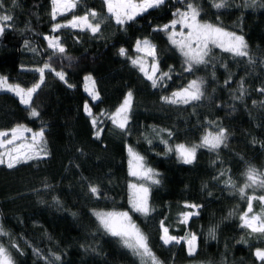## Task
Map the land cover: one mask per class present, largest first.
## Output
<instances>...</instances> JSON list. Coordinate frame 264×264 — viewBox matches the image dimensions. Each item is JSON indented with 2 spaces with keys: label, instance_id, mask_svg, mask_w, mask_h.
I'll list each match as a JSON object with an SVG mask.
<instances>
[{
  "label": "trees",
  "instance_id": "16d2710c",
  "mask_svg": "<svg viewBox=\"0 0 264 264\" xmlns=\"http://www.w3.org/2000/svg\"><path fill=\"white\" fill-rule=\"evenodd\" d=\"M195 3L202 22L244 36L252 63L211 46L206 65L185 71L184 57L168 34L154 31L177 19V9L185 10L181 0H165L123 26L109 16L103 0H81L73 12L55 20L51 0H4L0 13L10 12L13 20L0 35V77L31 87L40 80L36 69L45 63L65 73L62 81L55 71L45 70L33 96L38 117H32L15 94L0 89V131L17 125L33 132L43 128L48 152L13 168L0 164V215L8 233L0 236V243L10 248L15 264H140L119 238L102 228L94 215L101 210L129 211L162 264H264L255 256L257 248L264 249V237L241 226L248 202L238 191L247 183L250 167L264 173V93L259 91L264 88V0L254 5L251 0H227L221 9L213 7V0ZM89 10L103 17L95 35L78 28L53 31L57 23ZM45 37L58 38L65 52L54 55ZM143 39L156 45L159 69L171 77L156 88L131 63L138 55L136 41ZM120 48L127 55L121 56ZM87 75L94 78L99 100L85 90ZM191 80L204 82L200 101L163 102V96ZM241 81L245 92L236 99ZM129 91L134 96L129 131L121 132L108 116ZM86 103L103 129L99 139ZM220 128L230 133L226 146L200 148L191 164L168 151L177 144L192 145ZM129 146L148 168L160 172V183H150L148 216L133 211L129 202ZM89 185L99 187V197ZM246 194L259 197L264 188H248ZM193 211L198 214L181 223L182 213ZM253 213L264 216V202L253 200ZM161 221L170 235L182 238L180 244H163ZM191 234L197 237L194 256L188 255L183 239Z\"/></svg>",
  "mask_w": 264,
  "mask_h": 264
},
{
  "label": "snow or ice",
  "instance_id": "6c2138e0",
  "mask_svg": "<svg viewBox=\"0 0 264 264\" xmlns=\"http://www.w3.org/2000/svg\"><path fill=\"white\" fill-rule=\"evenodd\" d=\"M15 4V0H12ZM81 0H51L52 9L51 16L55 20L57 16H63L67 13L73 12L77 8ZM185 3V10L177 9L174 16L178 17L173 19L170 24H165L162 27L154 29V31H163L168 34L170 43L175 46L181 55L184 57L186 65L185 71H193L196 65H206L211 52L210 46H215L225 52L231 53L234 57H247L249 63L253 60L249 55L248 44L243 35L235 32L228 31L222 26L214 25L210 22H202L199 17L201 15V8L195 0H181ZM106 5L107 12L110 17L115 19L118 25H126L129 22H134L138 16L148 12L150 9L159 8L165 3V0H103ZM252 5L256 0H251ZM227 0H213V7L216 9L225 8ZM4 0H0V9H4ZM94 10H89L85 15H73L67 23H57L53 27V31H58L61 28L80 29L81 31H90L93 35L100 32L103 17ZM13 20L10 12L0 13V35H2L8 27V22ZM177 25L180 30L177 31ZM48 41V47L53 49V54H63L65 48L61 45L58 38L45 37ZM27 46V42H26ZM135 50L138 53H143V56L150 57L152 63L145 66L143 57L131 59L133 66H138L139 70L144 74L146 79L151 81L153 88L161 86V82L166 78L170 79L169 72H161L157 62L156 45L151 43L148 39L137 40ZM32 51H36L32 49ZM121 56L127 55V50L124 48L119 49ZM55 71L51 64L45 63L43 67L36 69L40 73V80L32 87L23 88L20 85L9 84L7 78L0 77V88H6L7 91L14 93L19 97L21 104L30 109L32 117H38L40 113L33 106V96L40 89L44 82L45 70ZM171 71V70H170ZM56 76L64 81L65 73L63 71H55ZM87 82H90V87L86 86L85 90L89 93L93 100H99V93L95 89V81L91 76L85 77ZM202 80H191L186 87L174 91L170 96H163L162 100L167 104H189L193 101H200L204 97ZM226 84L230 83V79L225 81ZM72 87V85H68ZM241 96L235 97L236 99L242 98L245 89L243 81L240 83L239 89ZM264 93V88L259 89ZM133 93L129 91L122 103L116 108L115 112L108 116L114 127L121 130V132L129 131V119L133 108ZM85 111L91 117L92 126L96 129L95 136L100 138L103 129L98 126L99 122L97 117L92 113L88 104H85ZM101 115H104L101 113ZM25 133H31L29 137ZM171 136V133H169ZM227 139L226 130L220 128L216 133L206 134L200 144L194 146H187L183 143L175 145L174 148L169 147L168 151H175L178 158L185 164H191L196 158L197 148L204 147L211 151L217 150L221 145H225ZM151 141H149L150 143ZM167 144V141H162ZM226 146V145H225ZM0 164H6L8 168H13L17 164L25 163L33 159H41L48 155L46 140L44 139L43 128L38 132H33L32 129L24 125H17L8 131H0ZM129 154V174L142 181H150L151 184H159L160 180L156 177L159 175L153 169L147 168L144 164V157L139 155L133 150L132 147L127 149ZM223 175V173H221ZM247 183L238 189L242 197L247 198L248 207L247 211L240 217L242 227L250 230V233L260 234L264 237V216L253 213V200L259 199L264 202V195L259 197L247 196L246 189L259 187L264 188V173H259L255 168L250 167L246 173ZM228 183L231 184V181ZM235 187V185H232ZM131 189L130 204L135 212H139L144 216H148L152 211L149 205L150 188L145 183H132L129 185ZM89 191L96 197L100 196L98 186L89 185ZM191 209H197L199 206L195 204L185 205ZM198 213L186 212L182 213L181 223H187L191 216ZM251 214V215H250ZM100 225L106 233L113 237L119 238L122 245L129 249L130 252L140 259L141 264H162L152 251L148 237L140 230V228L132 221L128 212H95ZM162 235L160 239L164 245L180 244L182 238L169 234V229L161 221ZM8 235L2 227H0V236ZM214 238V235H213ZM187 243V251L189 256H194L197 251V237L191 234L190 238H183ZM12 247L19 251L17 245L13 244ZM255 256L261 262H264V249L257 248ZM56 260L60 257L56 256ZM0 264H15L12 253L2 243H0Z\"/></svg>",
  "mask_w": 264,
  "mask_h": 264
},
{
  "label": "rangeland",
  "instance_id": "374dc122",
  "mask_svg": "<svg viewBox=\"0 0 264 264\" xmlns=\"http://www.w3.org/2000/svg\"><path fill=\"white\" fill-rule=\"evenodd\" d=\"M177 27H179V28H177L176 30L177 31H179L180 30V26L179 25H177ZM211 47V46H210ZM138 57H143V59H144V61H145V66L147 67L148 65H150L151 63H152V60H151V58L150 57H146V56H143V53H138V55H137V57L136 58H138ZM87 76H91L92 78H93V76L92 75H87ZM86 76V77H87ZM93 80H94V78H93ZM9 84H12V83H9ZM13 85H17V84H13ZM84 85H85V88H86V86H88V87H90L91 85H90V82H87L86 80H85V83H84ZM21 86V85H20ZM21 87H23V86H21ZM32 87V86H31ZM23 88H29V87H23ZM0 89H2V90H5V91H7L6 90V88H0ZM95 89H96V85H95ZM96 91H97V89H96ZM10 92V91H9ZM87 92V91H86ZM98 92V91H97ZM12 93V92H11ZM88 93V92H87ZM14 94V93H13ZM89 94V93H88ZM100 96V95H99ZM91 97V96H90ZM134 97V96H133ZM19 98V97H18ZM208 133H210V132H206L202 137H201V139L199 140V141H197V142H195L194 144H192V145H187V146H194V145H198V144H200V142H201V140H202V138L206 135V134H208ZM211 133H216V132H211ZM226 135H227V139H226V141L228 140V138H229V136H230V133H229V131L228 130H226ZM25 136H27V137H29V141H30V137H31V133H25ZM225 141V142H226ZM200 148H204V147H200ZM200 148H197V151H196V155H197V152H198V150L200 149ZM134 150V149H133ZM2 151V150H1ZM135 152H137L136 150H134ZM138 153V152H137ZM139 154V153H138ZM139 155H141V154H139ZM142 156V155H141ZM130 159V157H129V154H128V160ZM144 164H145V160H144ZM146 166V165H145ZM147 167V166H146ZM148 168V167H147ZM156 173H158L159 175H160V172H158V171H155ZM133 177V176H132ZM157 179H160V177L159 176H157L156 177ZM132 183H145L149 188H150V181H142V180H139V179H137L136 177H133V181H131L130 182V184H132ZM130 194H131V189H130ZM96 212H113V211H104V210H101V211H96ZM115 212H128L129 213V215L131 216V213L129 212V211H115ZM132 218V217H131ZM132 221H133V219H132ZM134 222V221H133ZM135 223V222H134ZM136 224V223H135ZM137 225V224H136ZM0 227H2L3 228V230L5 231V229H4V227H3V221H2V216L0 215ZM6 232V231H5ZM7 233V232H6ZM5 246V245H4ZM6 248H8L9 249V251L11 252V250H10V248L8 247V246H5ZM127 249V248H126ZM127 250H129V249H127ZM130 251V250H129ZM136 257V256H135ZM137 259H138V261L140 262V259L138 258V257H136ZM140 264H141V262H140ZM194 264H196V263H194Z\"/></svg>",
  "mask_w": 264,
  "mask_h": 264
}]
</instances>
